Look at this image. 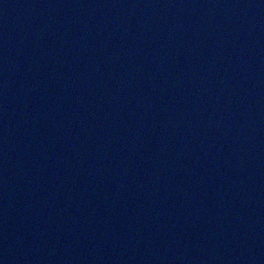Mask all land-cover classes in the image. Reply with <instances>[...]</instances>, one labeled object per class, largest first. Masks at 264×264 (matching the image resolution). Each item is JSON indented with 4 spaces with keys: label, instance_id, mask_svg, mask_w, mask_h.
<instances>
[{
    "label": "water",
    "instance_id": "water-1",
    "mask_svg": "<svg viewBox=\"0 0 264 264\" xmlns=\"http://www.w3.org/2000/svg\"><path fill=\"white\" fill-rule=\"evenodd\" d=\"M0 264H264V0H0Z\"/></svg>",
    "mask_w": 264,
    "mask_h": 264
}]
</instances>
